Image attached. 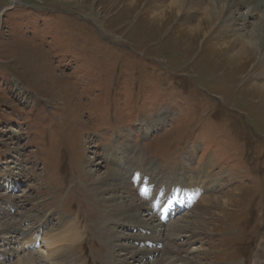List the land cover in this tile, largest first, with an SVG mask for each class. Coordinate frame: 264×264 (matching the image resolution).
<instances>
[{
  "label": "rangeland",
  "instance_id": "374dc122",
  "mask_svg": "<svg viewBox=\"0 0 264 264\" xmlns=\"http://www.w3.org/2000/svg\"><path fill=\"white\" fill-rule=\"evenodd\" d=\"M145 1L0 0V222L16 228L0 230V264H254L264 243V104L244 90L259 69H221L222 53L213 55L201 36L176 41L180 26L154 23ZM123 145L140 152L147 184L188 196L184 166L197 146L191 170L207 160L209 176L226 173L200 197L231 207H213L219 215L205 219L195 205L176 206L162 224L165 244L133 240L148 231L106 220L86 174L117 168L104 158ZM131 162L123 174L154 216ZM176 220L187 227L174 241L166 232ZM72 232L71 250L56 251ZM147 246L160 253L125 256ZM170 248L192 263L171 259Z\"/></svg>",
  "mask_w": 264,
  "mask_h": 264
},
{
  "label": "bare ground",
  "instance_id": "6f19581e",
  "mask_svg": "<svg viewBox=\"0 0 264 264\" xmlns=\"http://www.w3.org/2000/svg\"><path fill=\"white\" fill-rule=\"evenodd\" d=\"M137 1L138 0H130V3L135 4ZM143 6V9L147 10L149 8L155 13H153L154 16L151 17L154 23L163 25L164 20H171L173 21V25L180 26L179 30L183 35L176 41L181 42L183 45L188 42V38L191 39L193 37L197 38V36H201L200 44H202V46L205 44L206 46L211 47L213 55L222 53V59L219 63L221 69H228L232 72H241L242 67L244 68L250 65L248 66L249 69L247 68L249 72H255L254 70L258 68L259 70L252 74L254 86L251 85L247 87L244 90V94L249 99H255L262 105L264 104V0H147ZM240 7L246 8V12L239 14L238 9ZM1 13L2 12H0V16ZM196 14H199V19L195 17ZM209 36L211 37V45H208L207 42ZM213 57L215 58V56ZM242 77L244 79L247 76L244 74ZM161 121V117H158L153 123L147 124L146 128L143 130V138L148 136L152 129ZM196 152L197 146H193L188 151L187 159L189 162L184 166V177L186 178L187 176L188 184H190L191 187H198L199 189L203 187L204 189L202 190L206 192L215 188L219 181L225 177L226 173L222 172L215 177L209 176L207 169L210 166V162L207 160L199 170H191L192 161L196 156ZM104 159L106 163L115 160L118 167L114 169H106L100 175H96L97 172H95V174L93 173L94 171H89L86 174L93 177L91 179L92 183L89 187L90 189L88 188L90 191H88L89 193L91 192V194L100 196L98 202L99 206L102 207V209H105L104 212L107 213L108 218H106V220H114L115 223H119L118 225L123 224L122 226L124 227L127 226L128 228H134L139 231L143 229L148 231V233L145 232L143 235L130 236L134 238L133 240L140 239L142 242H153L156 247L159 244L164 243L161 238L165 235H163L162 231L163 223L157 221L155 219L156 215L153 216L149 213V210L145 209L144 202L136 198L133 187H130L127 180L128 178L123 174V170L128 167L130 163H133L131 161L135 160V163L138 164L139 177L142 180L144 179L143 176H146V174H144V164L142 163L140 152H134L132 148L123 145L115 149H109L107 156ZM204 172L205 174L207 173L205 177H203ZM233 179L235 178L233 177ZM212 199L215 200V197H199V201L193 207L195 214L197 213L198 216H201L202 218L205 217V219L218 216L219 213L216 214L209 211V209H212L213 207L216 209L218 206H213V204L206 205ZM225 202H222L221 207L218 209L224 210L231 207V200L228 203ZM144 212L149 213L147 218H143ZM201 220L202 219H200V221ZM186 227L187 225H182V221L176 220L169 225V231L166 232V235L175 241L178 239L176 233L177 230L182 231L186 229ZM7 228L16 230L12 223L0 222V230L4 232ZM65 232L66 230L61 231V233ZM77 235V233L72 232V235L66 238L67 240H64V242L63 240L59 241V249H56V251L63 253L69 252L77 241ZM168 240L170 239L168 238ZM45 244L48 247L52 245L50 242H45ZM156 247L149 248L147 246L143 250L134 252L128 251V254L130 255L125 256L130 257L131 259L134 258V260H140L141 258H145V256L154 257L155 254L160 253L159 250H156ZM172 248H170L169 251H166V254H168L171 259L174 255V260L176 262L178 261L181 263V260L184 262L188 260L192 263L191 259L181 257L179 253H177L178 250L176 251ZM162 263L161 259H154L152 261V264ZM18 264L33 263L31 259L29 260L28 258H25ZM63 264H66L65 260L63 261ZM254 264H264V243L257 249L254 257Z\"/></svg>",
  "mask_w": 264,
  "mask_h": 264
}]
</instances>
